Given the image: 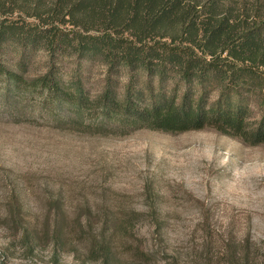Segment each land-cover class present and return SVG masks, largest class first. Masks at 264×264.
<instances>
[{
	"label": "rangeland",
	"instance_id": "obj_1",
	"mask_svg": "<svg viewBox=\"0 0 264 264\" xmlns=\"http://www.w3.org/2000/svg\"><path fill=\"white\" fill-rule=\"evenodd\" d=\"M243 1L264 14V0ZM32 62L30 78L45 55ZM72 68L63 60L66 77ZM83 69L95 94L102 67ZM3 86L0 264H226L230 241L264 244V142L213 127L101 133L55 121L37 93L5 98Z\"/></svg>",
	"mask_w": 264,
	"mask_h": 264
},
{
	"label": "trees",
	"instance_id": "obj_2",
	"mask_svg": "<svg viewBox=\"0 0 264 264\" xmlns=\"http://www.w3.org/2000/svg\"><path fill=\"white\" fill-rule=\"evenodd\" d=\"M241 4L0 0L4 96L37 93L55 121L101 133L213 127L251 144L264 142V14L260 4L249 12ZM38 52L45 55L44 71L30 78ZM66 58L73 66L68 77ZM90 65L102 67L95 94L81 73ZM254 99L261 110L257 119L251 115ZM223 260L264 264V244L230 241Z\"/></svg>",
	"mask_w": 264,
	"mask_h": 264
}]
</instances>
